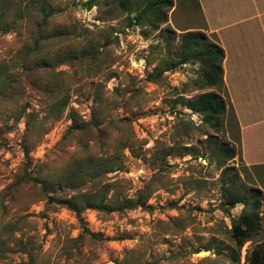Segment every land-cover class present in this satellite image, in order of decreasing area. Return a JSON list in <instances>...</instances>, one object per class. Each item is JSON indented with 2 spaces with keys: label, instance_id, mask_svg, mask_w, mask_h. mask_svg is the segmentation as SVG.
<instances>
[{
  "label": "rangeland",
  "instance_id": "374dc122",
  "mask_svg": "<svg viewBox=\"0 0 264 264\" xmlns=\"http://www.w3.org/2000/svg\"><path fill=\"white\" fill-rule=\"evenodd\" d=\"M29 1L0 0L3 75L34 48L18 68L14 91L0 95V264H229L230 219L244 206L226 213L224 180L238 191L263 193L260 229L239 251L240 264H249L264 234V165L243 160L228 105L213 129L183 104L218 92L232 106L227 88H199L200 67L192 62L155 82L149 75L177 62L187 31L218 43L219 35L229 42L234 33L246 49L255 48L257 9L225 5L250 0H218L224 4L211 9L210 25L198 0H171L164 22L140 25L128 24L134 13L124 9L125 0H45L53 12L47 20L23 14ZM244 139L248 159L264 157V127L246 130ZM217 142L234 147L235 156L214 155ZM116 154L122 168L99 186L111 183L109 195L123 199L149 185L144 208H85L80 221L65 204L48 201L68 196L53 181L45 193L33 179ZM83 226L90 234L81 235Z\"/></svg>",
  "mask_w": 264,
  "mask_h": 264
},
{
  "label": "trees",
  "instance_id": "16d2710c",
  "mask_svg": "<svg viewBox=\"0 0 264 264\" xmlns=\"http://www.w3.org/2000/svg\"><path fill=\"white\" fill-rule=\"evenodd\" d=\"M46 3L45 0H30L24 8L23 14L27 16L30 12H35L37 16L47 20L53 15V12L47 8ZM92 5V3H89L88 7L90 8ZM122 5L129 13H134V16L129 18L128 24L140 25L145 19L153 23L164 22L166 11L171 8L172 2L171 0H125ZM2 19L3 16H0V20ZM55 33H57V30ZM42 38L45 39L47 37ZM33 51V45L23 50L21 58L16 64L10 65L11 69H9L10 71L6 76L3 75V69H0V95L7 97L14 91L17 84L18 68L24 67L27 55ZM224 56V50L216 38L211 39L203 31H187L182 35L178 46L177 62L160 68L155 66L149 75V81H158L164 72L177 69L174 68L177 64L182 65L192 62L197 63L200 67V72L195 80L199 88L218 89L219 92H226L222 66ZM183 104L191 109L192 112L202 115V122L211 125L210 127L213 129H217L220 125V119L224 115L228 105L230 120L236 127V140L240 143V129L234 109L226 103L220 93L203 92L194 98L185 100ZM65 106L66 102H62L58 107L56 115ZM213 150L214 155L218 157L223 156L225 160L233 158L236 154L235 148L229 146L228 143L217 142ZM24 152L27 156V151L25 150ZM121 168L119 155L116 154L108 158H96L78 166L75 165L73 168L61 172L53 178L51 176H42L41 179L40 177L33 179L42 184L43 192L45 193L50 190L51 181H53L57 190L68 196L67 198H56L53 195L48 197V201L65 204L68 209L76 214L78 220L82 221L81 213L85 208L110 213L145 207L147 198L150 195L149 189H152L149 185L141 189L136 196L123 199L109 195L111 183H104L99 186L101 179L106 174ZM84 189H86L85 192H83ZM221 196L224 198L225 211L228 214L236 204L241 203L244 206V211L237 218L232 217L230 219V232L234 247L224 253L229 264H240L239 251L242 245L252 239L260 229L261 220L257 214V210L261 207L263 193L258 188L238 191L234 188L233 182L226 183L224 180L221 186ZM80 201H84L85 205H80ZM84 233L90 234L89 230L83 226L81 235ZM2 251L3 247H0V252ZM246 261L249 264H264V234L262 242L251 250L250 254L246 257Z\"/></svg>",
  "mask_w": 264,
  "mask_h": 264
},
{
  "label": "crops",
  "instance_id": "0c3cea01",
  "mask_svg": "<svg viewBox=\"0 0 264 264\" xmlns=\"http://www.w3.org/2000/svg\"><path fill=\"white\" fill-rule=\"evenodd\" d=\"M198 3L205 13L206 10L208 11L209 25L212 22L210 20L213 18L211 9L220 8L219 6L224 4L223 2L218 3V0H198ZM225 5L226 7L256 8L258 11L257 18H255L257 19L256 27H253L255 30V37H253L255 48L246 49L243 39L235 38L234 33H232L229 42L225 37L219 35V44L225 54L222 63L224 83L239 123L242 158L248 164L264 165V157L250 160L243 151L246 142L244 139L245 131L256 127H264V0H250L245 4L232 3ZM231 23V21H228L227 26L229 27ZM213 24L215 25V23ZM216 24L221 25V23ZM216 29L219 33L220 28L216 27ZM248 41L250 40L248 39ZM243 95L247 98H241Z\"/></svg>",
  "mask_w": 264,
  "mask_h": 264
},
{
  "label": "built area",
  "instance_id": "2783aa9c",
  "mask_svg": "<svg viewBox=\"0 0 264 264\" xmlns=\"http://www.w3.org/2000/svg\"><path fill=\"white\" fill-rule=\"evenodd\" d=\"M182 65L186 66V64H182ZM168 72H170V71H167V72H165V73H168Z\"/></svg>",
  "mask_w": 264,
  "mask_h": 264
}]
</instances>
